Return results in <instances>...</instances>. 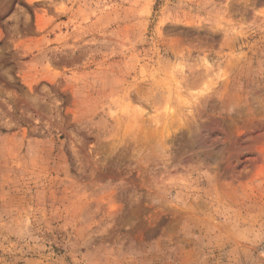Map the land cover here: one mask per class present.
<instances>
[{
  "label": "rangeland",
  "instance_id": "374dc122",
  "mask_svg": "<svg viewBox=\"0 0 264 264\" xmlns=\"http://www.w3.org/2000/svg\"><path fill=\"white\" fill-rule=\"evenodd\" d=\"M0 264H264V0H0Z\"/></svg>",
  "mask_w": 264,
  "mask_h": 264
}]
</instances>
